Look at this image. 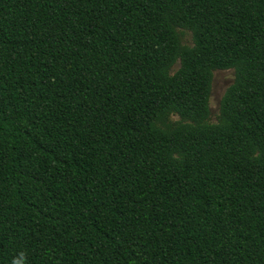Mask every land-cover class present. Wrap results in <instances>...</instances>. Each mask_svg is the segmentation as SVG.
I'll use <instances>...</instances> for the list:
<instances>
[{
	"label": "trees",
	"instance_id": "16d2710c",
	"mask_svg": "<svg viewBox=\"0 0 264 264\" xmlns=\"http://www.w3.org/2000/svg\"><path fill=\"white\" fill-rule=\"evenodd\" d=\"M14 261L264 264V0H0Z\"/></svg>",
	"mask_w": 264,
	"mask_h": 264
},
{
	"label": "rangeland",
	"instance_id": "374dc122",
	"mask_svg": "<svg viewBox=\"0 0 264 264\" xmlns=\"http://www.w3.org/2000/svg\"><path fill=\"white\" fill-rule=\"evenodd\" d=\"M232 70H214L211 82V92L209 101V121L215 122L218 115L219 99L224 89L232 82Z\"/></svg>",
	"mask_w": 264,
	"mask_h": 264
},
{
	"label": "clouds",
	"instance_id": "9594fccd",
	"mask_svg": "<svg viewBox=\"0 0 264 264\" xmlns=\"http://www.w3.org/2000/svg\"><path fill=\"white\" fill-rule=\"evenodd\" d=\"M13 264H15V261L13 262Z\"/></svg>",
	"mask_w": 264,
	"mask_h": 264
}]
</instances>
